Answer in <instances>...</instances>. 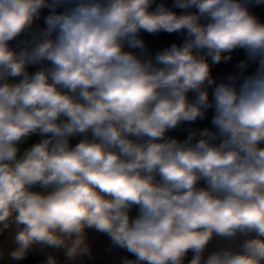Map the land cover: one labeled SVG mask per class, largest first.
I'll use <instances>...</instances> for the list:
<instances>
[{
    "label": "clouds",
    "instance_id": "clouds-1",
    "mask_svg": "<svg viewBox=\"0 0 264 264\" xmlns=\"http://www.w3.org/2000/svg\"><path fill=\"white\" fill-rule=\"evenodd\" d=\"M254 4L0 0V261L83 264L94 230L134 257L121 264H264ZM142 33L183 40L153 56ZM209 110L212 127L169 135Z\"/></svg>",
    "mask_w": 264,
    "mask_h": 264
},
{
    "label": "built area",
    "instance_id": "built-area-1",
    "mask_svg": "<svg viewBox=\"0 0 264 264\" xmlns=\"http://www.w3.org/2000/svg\"><path fill=\"white\" fill-rule=\"evenodd\" d=\"M159 2V0H158ZM163 2L171 7L173 0H163ZM175 11H180L178 9H174ZM47 14V10H45V13ZM37 24L40 27H43V20L37 21ZM142 36L146 42V46L148 49V53L153 55L156 51L162 50L164 47L169 46L171 43L176 42L180 43L183 40V36L180 34H168V33H160L158 35H149L147 33H142ZM17 42H13V46L16 45ZM244 58V52L243 50H236L233 53V60L228 62L227 64L221 63L220 65H216L213 67V75L217 77V79H223L225 78L229 73L235 72L236 69L234 68V65L240 60ZM31 70V69H30ZM255 70V66H250L248 69V74L253 72ZM190 98L192 94L190 93ZM213 115L212 110H209L206 114V118L201 121H196L194 123H185L183 124L179 129L170 132L169 135L175 136L179 139H184L187 136V132L189 129L192 128H204V127H212L211 125V117ZM75 143V141H73Z\"/></svg>",
    "mask_w": 264,
    "mask_h": 264
},
{
    "label": "crops",
    "instance_id": "crops-1",
    "mask_svg": "<svg viewBox=\"0 0 264 264\" xmlns=\"http://www.w3.org/2000/svg\"><path fill=\"white\" fill-rule=\"evenodd\" d=\"M252 12L264 22V4L253 5ZM135 214V211L133 212ZM88 242L91 245L92 259L89 260L88 257H84L83 264H121V258L128 256L129 258H134L131 254L127 253L123 249L115 248L111 245L110 239L101 233H97L94 230H88ZM5 237L0 236V242H4ZM223 241L219 239L214 240L209 247V251L214 250L216 247L220 246ZM3 247L8 249L12 247L11 240L8 239L3 243ZM29 255L37 256L44 259L42 253L38 250H34L29 253ZM19 261L10 260L7 256L4 257L0 264H17Z\"/></svg>",
    "mask_w": 264,
    "mask_h": 264
},
{
    "label": "trees",
    "instance_id": "trees-1",
    "mask_svg": "<svg viewBox=\"0 0 264 264\" xmlns=\"http://www.w3.org/2000/svg\"><path fill=\"white\" fill-rule=\"evenodd\" d=\"M43 259L37 256L28 255L24 260L17 264H42Z\"/></svg>",
    "mask_w": 264,
    "mask_h": 264
}]
</instances>
